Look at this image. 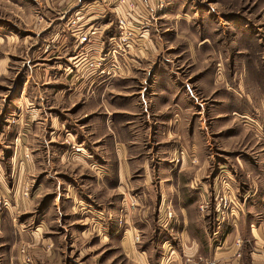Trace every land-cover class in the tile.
<instances>
[{"label": "crops", "instance_id": "0c3cea01", "mask_svg": "<svg viewBox=\"0 0 264 264\" xmlns=\"http://www.w3.org/2000/svg\"><path fill=\"white\" fill-rule=\"evenodd\" d=\"M128 1L56 0L61 11H70L63 18L58 15L66 25L50 33L46 46L32 47L31 60L23 57L16 66L22 75L12 125L21 135L15 156L18 161L23 149H29L30 158L21 165L26 163L32 171L33 187L30 199L16 194L15 206L12 201L0 213V264H108L104 256L110 264H119L121 211L125 221L133 224L134 238L138 229L150 225L151 208H172L174 201L176 217L171 223L180 229L185 254L199 251L193 233L198 210L206 236L215 245L208 259L216 264H264V61L260 51L264 48L259 35L244 27V41L250 39H246L247 57L239 75L244 76V99L243 94L223 93L221 85L228 77L217 76L221 67L216 66L214 53L201 58V47L208 46L204 40L188 44L189 73L176 66L185 60V55L177 60L183 49L167 54L165 30L157 24L174 14L168 9L151 17L137 44L128 47L126 63L117 73H99V67L81 62L80 54L97 58L107 50L108 38L117 33V15L136 28L134 20L151 16L158 0H134V14ZM170 4L173 0H166ZM75 13L80 15L76 27L68 24ZM92 25L99 26V37L79 43L75 28L87 31ZM210 30L204 31V39L211 38ZM46 32L49 29H39L33 35ZM197 35L195 29L188 32L189 39ZM103 66L108 68V62ZM201 98H222L218 107L209 110L207 119L214 121V129L209 123L207 131L220 137L229 131L223 138H212L208 153L201 143L206 132ZM239 114L244 116V127L235 130ZM70 142L81 145L84 152H71ZM217 166L232 178L233 193L241 204L224 217L217 200L221 191L220 174L214 173ZM205 200L210 204L202 211ZM25 204L27 209L13 214L16 206ZM237 234L244 240L242 260L235 255ZM21 244L28 246L29 262L19 252ZM132 244L130 240L125 249L122 246L126 259L156 263L151 256V262L143 258ZM103 246L109 250L105 255L104 248L99 250ZM177 260L182 264L181 258Z\"/></svg>", "mask_w": 264, "mask_h": 264}, {"label": "rangeland", "instance_id": "374dc122", "mask_svg": "<svg viewBox=\"0 0 264 264\" xmlns=\"http://www.w3.org/2000/svg\"><path fill=\"white\" fill-rule=\"evenodd\" d=\"M173 4L172 6L171 4L166 5V0H158L155 10H152L151 13V17L153 16V18L158 17V13L161 10L163 12L168 9L169 13H174L169 14L166 21L157 22L160 31L165 30L163 37L165 39L164 45L168 48L167 51H170L167 54L173 55L171 53L173 49H176V52L179 49H183V54L177 57V60L184 55L185 60L177 62L176 66H180L185 73H189L191 67L188 65L190 62L188 56L190 55V47L188 44L191 46V40L192 45L197 43V40L206 41L210 49H208V46L201 47V58L210 53H214L217 56L215 58L216 66L218 68L221 67L218 70L221 72H217V76L221 75V77H224L225 75L228 77V82L224 83L225 85H221V87L225 88L223 93L243 94L242 98L244 99V81L241 84L244 76H239L241 70L244 69V61L247 57L245 44L247 42L246 39H249L245 38L244 41V27H246L245 29H251L259 35L264 48V0H173ZM61 8V6L57 5L56 0H0V177L2 180L0 183V193H4L9 199L8 206L12 201L15 206L14 196L16 194L22 196L26 201L30 199L33 187L32 171L26 164L28 162L26 158H30L29 149L26 147L23 149L21 152L23 158L18 159V161L15 156V153H18L21 135L12 128V125L14 124L16 110V92L19 88L18 83L22 75V71H19L16 66L19 65V61L23 57L31 60V48L37 47L39 44L42 47L46 46L45 44L49 40L50 33H54L59 27L66 25L61 18H58V15L61 14L63 18V15H68L70 11H61ZM108 14H112V12L109 10ZM176 15H179L181 18L179 20L175 19ZM39 29H44V31L49 29V32L39 36L33 35ZM194 29L198 35L194 39H189L188 32L193 33ZM207 29H211L210 33L212 36L209 39H204V31H207ZM176 30H180V32H177L178 35ZM251 39L254 40V38ZM254 45H256L255 42ZM260 51H262V60L264 61V49H260ZM2 64L3 67L1 69ZM232 74L234 77H231ZM222 98H216V101L201 98L200 101V109L203 112V120L205 121L203 124L205 129L203 130L207 132H203L201 143L206 146L207 153L208 147H211V143L214 144L213 139L215 137L220 139L229 132L224 130L221 137L218 134L214 136L208 132L209 123L212 124V128L214 129V121L210 120L209 122L207 119L210 115L209 110L220 104ZM230 113H232L231 116L233 117L237 115L233 112ZM235 120L237 121V128L235 130H241L240 128L244 127L243 114H239L238 117L236 116ZM69 144H72V142ZM25 152L28 153L27 157L24 155ZM233 156H235V153ZM218 157L223 158L221 156ZM230 158H232L231 155H229L228 159ZM21 161H26V163L21 165ZM20 170L22 171L20 172ZM215 172H217V176L220 174L221 169L219 166H217ZM25 184L28 186L27 195L23 194ZM174 204L175 201L171 208L173 211V216L170 217L171 220L166 219L167 208H163L162 211L157 210V208L155 210V207L151 208V212L148 214L150 225L138 229V233L140 234L139 240H135L132 237L130 231L133 224L131 223V225L129 221H125L124 211H121L117 223L119 225L117 234L120 237L121 245L123 244L124 246H122L125 249V243L131 240L132 245L136 247L137 253H142V257L144 258L145 256L149 262H151L150 256L156 259L155 264H171L172 262L177 264V259L179 258L182 259V264H185L186 255L191 256L189 257L190 259L186 260L188 263L206 264L205 259L213 256L215 245L214 241H210L207 238L208 236H206L205 225H203L204 223L199 211L197 210L198 213L195 216L199 220H196L193 226V233L196 234L195 236L199 242V251L194 255L185 254L186 247L183 239H181L180 229L178 225L173 226L171 223L176 217ZM130 206L132 207L133 205L130 203ZM26 207L27 204L23 208L16 206L13 214L15 215L17 212L27 209ZM4 209L6 208H3L0 213ZM15 217L13 216L14 220L17 219ZM205 218L208 219L207 215ZM211 224L213 225V220L210 221ZM187 244H191V241H188ZM122 246H120L119 264H138V262H132L130 258H125V250H123ZM103 248V254L105 255L109 250L104 246L99 250L102 251ZM199 256L204 259L201 258L200 260ZM102 260H106L108 264L111 263L106 256Z\"/></svg>", "mask_w": 264, "mask_h": 264}, {"label": "built area", "instance_id": "2783aa9c", "mask_svg": "<svg viewBox=\"0 0 264 264\" xmlns=\"http://www.w3.org/2000/svg\"><path fill=\"white\" fill-rule=\"evenodd\" d=\"M128 6L131 13L134 14V6L135 1L129 0ZM80 18V15L75 13L74 16L70 17L68 19V24L71 26H77L78 19ZM151 23V16H146L143 18H139L138 20H134V25L136 28L131 26L128 21L125 19V17L117 15L116 16V26H117V33L115 35H112L108 38L107 41V50L101 54L98 55V57H90V55H85L83 53L80 54L81 62L85 63L88 67H99L98 72L99 73H117L118 70L121 68L122 65L126 63L125 56L128 55V47L130 45H136L138 38L142 36V31H145ZM75 26V27H76ZM137 29L139 32H137ZM99 31L100 28L97 25H92L89 30L82 31L78 28H75L74 35L77 38V41L79 43H88L91 42V40L97 39L99 37ZM109 64L108 68H105L103 65L105 63ZM71 152H84V148L81 145L72 143L71 144ZM24 155L27 157L28 153L25 152ZM1 177H0V183H1ZM220 186L221 191L218 196V201L220 204V215L224 217V214L228 211L229 213H232L234 208L241 207V204L237 200V197L233 193V186H232V178L225 173L223 170L220 173ZM23 194H28V186L27 184L24 185ZM8 198L4 193H0V211H2L3 208L8 207ZM210 202L208 200L203 201L200 204V209L202 211H207L209 207ZM133 205V203H131ZM167 217L166 219L169 220L170 217L173 216V211L171 208L166 209ZM135 240H139V234H136L134 236ZM244 240L241 235L237 234L234 238V244L236 247L235 255L236 258L241 260L242 259V247H243ZM19 252L24 257V261L29 262L31 260L30 253L28 252L27 245L21 244L19 247ZM204 259L203 257H200ZM190 259V258H187ZM206 264H216L215 259H205Z\"/></svg>", "mask_w": 264, "mask_h": 264}]
</instances>
